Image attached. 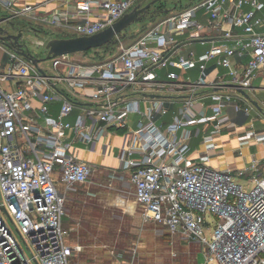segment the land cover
Wrapping results in <instances>:
<instances>
[{"label": "built area", "instance_id": "built-area-1", "mask_svg": "<svg viewBox=\"0 0 264 264\" xmlns=\"http://www.w3.org/2000/svg\"><path fill=\"white\" fill-rule=\"evenodd\" d=\"M49 1L0 3L38 33L49 25L72 36L99 32L144 0H64L55 7ZM185 32L207 46L183 49L178 35ZM116 48L104 62L89 50L41 60L44 73L8 46L0 62V264H71L78 245L69 242L63 222L66 191L94 173L74 149L94 144L109 126L129 127L117 158L148 217L207 244L209 261L264 264V171L248 188L230 170L191 157V126L214 121L207 141L215 147L228 120L225 102L240 106L241 92L216 87L234 82L249 91L264 72V0H200ZM236 57L245 59L242 66ZM211 65L225 71L214 73ZM178 69L199 75L182 78ZM253 108L244 107L249 115ZM132 113L139 115L133 127Z\"/></svg>", "mask_w": 264, "mask_h": 264}, {"label": "crops", "instance_id": "crops-1", "mask_svg": "<svg viewBox=\"0 0 264 264\" xmlns=\"http://www.w3.org/2000/svg\"><path fill=\"white\" fill-rule=\"evenodd\" d=\"M20 1L33 2L39 0ZM65 1L67 4L73 2L72 0ZM65 1L51 0L48 2V6L55 7L65 4ZM177 11L179 10L171 9L169 14ZM60 32L63 35L58 36L66 35V31L60 30ZM209 34L210 36L208 37H212L214 32ZM178 37L179 41L182 42L183 49L195 48L198 51H202L207 46L199 40H192L193 38L190 37L188 32L179 33ZM41 40L43 39H37V43ZM8 55V46L0 40V62L6 61ZM244 60L236 57V63L239 66L244 64ZM210 68L214 73H223L225 71V68L220 66L211 65ZM178 70L182 78L188 76L196 78L199 75L198 69ZM91 88L89 86L84 90L88 91ZM249 92L262 104V99L264 98V72L258 75L254 82V88L249 90ZM233 93L236 96H240L235 90ZM241 96L243 99L239 97L240 106L237 105L235 100L225 102V114L228 120L222 132L213 138L215 147H209V141H207L214 127V121L201 122L191 126L193 132L191 157L195 161L203 160L217 168L230 170L236 181L244 185L245 183H247L246 185L252 183L253 186L252 176L259 175L264 171V137L260 138L257 135H248V133L253 130L258 133H264V127L262 130L256 128L258 120L264 125V113L245 95L242 94ZM181 102L182 100L178 101L172 107L171 116L172 113L179 110L182 105ZM249 104L254 107L250 115L244 109ZM52 106L53 112L56 113L60 107V98L57 97ZM195 107L197 110H202L204 108L203 100L196 101ZM258 114L260 116H257ZM138 117L139 115L135 113L130 115L129 123L131 127L135 126ZM128 128V126H109L94 144L79 143L74 149V153L78 157L90 161L93 164L94 173L100 175L99 179L91 178L88 182L74 185L66 191L68 204L67 214L64 215L63 222H66L65 224L71 228V238L79 242L77 251L83 249L82 247L86 246V244L94 245L100 242L111 244L128 243L130 241L128 237L136 235L137 223L142 227L146 223L156 222L147 216L145 207L136 197L135 185L128 178L129 171L121 167L117 158V154L127 139ZM255 160L258 162V169L247 170V167L251 166ZM110 174L113 177L112 183L110 180H104V177L106 178ZM60 187L65 188L63 183H60ZM65 224L64 226L68 228ZM167 231L174 233L168 229ZM176 233L190 238L182 232ZM119 237L125 238L119 239ZM196 241L204 246L202 253L206 263L218 264L216 260L209 261L206 259L207 244L199 240Z\"/></svg>", "mask_w": 264, "mask_h": 264}, {"label": "rangeland", "instance_id": "rangeland-1", "mask_svg": "<svg viewBox=\"0 0 264 264\" xmlns=\"http://www.w3.org/2000/svg\"><path fill=\"white\" fill-rule=\"evenodd\" d=\"M148 1L150 0H144L145 3ZM199 1L200 0H179L177 2V0H161L157 3L161 5V7H171L172 9L181 10ZM170 12L171 10L164 11L163 8L162 12L154 16L148 15L142 20L133 23L126 29V34H120V38L113 39L104 45L92 47L88 50L92 54L97 55L95 58L98 62H104L116 54V47L118 45H130L139 36L149 30L153 24L163 17H166ZM10 13V10L6 9L5 6L0 3V14L9 15ZM14 19L17 20L20 27H27L25 33L26 43L29 50L35 56L47 58L46 46L39 45L37 39L40 40V38H42L47 42L50 38L63 35L59 29L49 25H42L39 31L40 33H38L30 27V25L34 23L29 19L23 16H16ZM45 60L46 59L43 61ZM257 116L260 115L258 114ZM263 127L264 125L262 122L258 120L256 128L262 130ZM91 178L99 179L100 175L93 173ZM112 178L110 174L108 177H104V180H110L112 183ZM128 178L131 180L130 173ZM246 184L247 183H245V185ZM246 187L251 188L252 183H248ZM67 204L68 200L65 214H67ZM65 223L66 222H64V224ZM67 227L69 228V226ZM136 227V235L128 237V239L130 238L128 243L111 244L108 242H100L94 245L86 244V246H84L86 248L84 249V247H82L83 249L80 251H77L79 242L71 238V228H69V242L72 245H78L75 249V253L71 257V264H207L202 253L204 246L198 241L186 238L183 234L182 236L177 233H169L167 231L168 228L160 222L146 223L142 227L137 223ZM102 238L105 239L104 237ZM124 238L125 237H119V239ZM124 259H126V261H124Z\"/></svg>", "mask_w": 264, "mask_h": 264}, {"label": "water", "instance_id": "water-1", "mask_svg": "<svg viewBox=\"0 0 264 264\" xmlns=\"http://www.w3.org/2000/svg\"><path fill=\"white\" fill-rule=\"evenodd\" d=\"M159 1L161 0H150L147 3L144 1V3L139 2L123 17L99 32L72 36H55L50 38L45 43L47 49V58L35 56L29 50L25 37L27 27H20L17 23V20L9 15L0 14V40H2L8 46L16 47L21 54L30 58L37 66H39V62L41 60L49 59L51 57L65 53L85 51L92 47L104 45L115 39L120 34H126V29L133 23L142 20L148 15L161 12L162 9L150 8L152 4H155ZM171 9L172 8L170 7H165L164 11H169ZM39 69L45 73V70L42 67L39 66ZM54 86L58 88L57 85L54 84ZM216 89L237 90L245 95L261 112L264 113V106L260 103V101L254 98L247 89L238 83L225 82L221 86L216 87ZM60 91L63 92L62 90ZM150 94L153 96L157 95V93Z\"/></svg>", "mask_w": 264, "mask_h": 264}, {"label": "flooded vegetation", "instance_id": "flooded-vegetation-1", "mask_svg": "<svg viewBox=\"0 0 264 264\" xmlns=\"http://www.w3.org/2000/svg\"><path fill=\"white\" fill-rule=\"evenodd\" d=\"M179 0H177V2H178ZM151 9H154V8H159V9H165V7H161V5H159L158 3H155V4H152L151 5V7H150ZM162 12V11H161ZM158 13H160V12H158ZM158 13H155V14H153V16L154 15H156V14H158Z\"/></svg>", "mask_w": 264, "mask_h": 264}]
</instances>
